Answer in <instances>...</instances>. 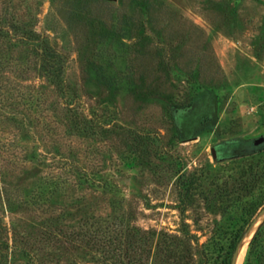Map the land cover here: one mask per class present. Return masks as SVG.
<instances>
[{
    "label": "rangeland",
    "instance_id": "374dc122",
    "mask_svg": "<svg viewBox=\"0 0 264 264\" xmlns=\"http://www.w3.org/2000/svg\"><path fill=\"white\" fill-rule=\"evenodd\" d=\"M0 24V264H71L64 234H48L110 211L111 194L89 172L109 175L130 223L155 233L144 264L158 235L180 234L183 220L198 243L225 226L228 200L209 183L221 171L229 179L233 161L253 152L247 143L264 136V0H0ZM30 30L65 57L77 91L69 106L38 50L19 40ZM185 106L179 134L172 115ZM73 108L93 124L110 119L113 133L75 128ZM147 133L158 137L148 154L133 136ZM178 166L204 181L193 193L213 198L197 194L184 219ZM84 245L77 263L98 262L99 248Z\"/></svg>",
    "mask_w": 264,
    "mask_h": 264
},
{
    "label": "trees",
    "instance_id": "16d2710c",
    "mask_svg": "<svg viewBox=\"0 0 264 264\" xmlns=\"http://www.w3.org/2000/svg\"><path fill=\"white\" fill-rule=\"evenodd\" d=\"M13 29L18 30L17 27ZM7 32L0 24V38H3ZM18 38L24 43L34 45L40 53V70L42 73L53 82L58 94L64 98L67 106L74 103L77 98V91L65 80L66 59L63 54L50 45L48 38H41L34 31L21 33ZM186 108L187 106L180 107L176 111L177 115H172L179 134H181L180 128L189 124V119L187 120L183 113L186 112ZM69 110L70 115H72L70 123H73L75 128H80L82 132L91 130V132L98 133L99 130H102L104 134L106 132L111 134L114 131L113 125H111L112 128L104 125L110 119L93 124L91 119L80 116L77 109ZM133 136L134 142L137 143L134 146L138 145V148L140 147V150L146 151L147 154L150 152V148L154 147L153 144L158 138L151 137L148 133L146 135L134 134ZM157 144L155 147L158 146ZM2 149L3 147H0L1 162L3 158ZM237 158L239 159L233 161L232 170L234 173L228 175L229 179H224L221 171L215 177L217 183L213 179L209 183L210 186H215L221 205L224 200H228L225 210L220 211L223 216L224 212L227 216L225 226L219 225L212 229V233L206 242L198 243V239L190 232L188 223L183 220V226L179 229L180 234L163 231L158 235L153 252V264H230L237 242L258 209L264 204V149H255L252 153ZM69 165L72 168L76 167L74 162L69 163ZM181 170L182 166H178L174 172L178 174L175 182L177 208L182 219H184L185 211L193 204L194 200H197V194H200L201 198L208 202L213 198L208 195L210 193L201 189L199 193H193V189L205 186L204 181L195 176L193 172L189 176L185 172L180 173ZM89 174L90 183L94 188L103 191V193L111 194L110 211L99 219L93 215L87 217L84 220L85 229L67 232L59 229L57 233L49 232L48 236L64 234L63 236L66 237V241L70 245L64 249L65 252H73L74 250L76 253L74 256L80 254V258L83 260H87L85 257L87 253L82 250L85 247L84 244L89 245L90 248L96 246L101 251V259H98V262H92L93 264H126V262L144 264L150 256L155 233H149L147 230L130 223L134 217L131 213L125 216V211L122 210L123 200H121L115 181L109 175L100 176L98 172H89ZM89 219L93 220L89 221ZM1 232L0 226V241H5ZM192 241H196L195 244H192ZM129 249L133 250L135 255L129 254ZM74 256L68 255L67 258L71 264H78ZM263 256L264 221L250 240L242 264H261Z\"/></svg>",
    "mask_w": 264,
    "mask_h": 264
},
{
    "label": "water",
    "instance_id": "95a60500",
    "mask_svg": "<svg viewBox=\"0 0 264 264\" xmlns=\"http://www.w3.org/2000/svg\"><path fill=\"white\" fill-rule=\"evenodd\" d=\"M253 143L255 145H258V144H261V143H264V136H259L255 139H253ZM211 152L213 154V156H215V150L214 148L212 147L211 148ZM261 221L257 224V226L255 227L249 241L247 242V246L250 242V240L252 239L254 233L256 232L257 228L259 227V225L264 221V205L258 210V212L256 213V215L254 216V218L252 219L251 223L249 224V226L247 227V229L244 231V233L242 234L241 238L239 239V241L237 242L236 246H235V249L232 253V256H231V260H230V264H238V260H239V256L241 254V251L243 249V246H244V243H245V240L247 239V237L249 236V234L251 233L253 227L255 226L256 222L260 219ZM246 246V248H247ZM246 251V250H245ZM245 254V253H244Z\"/></svg>",
    "mask_w": 264,
    "mask_h": 264
},
{
    "label": "flooded vegetation",
    "instance_id": "af4514ba",
    "mask_svg": "<svg viewBox=\"0 0 264 264\" xmlns=\"http://www.w3.org/2000/svg\"><path fill=\"white\" fill-rule=\"evenodd\" d=\"M247 146H248L247 149H252V150H254V149H258V148L264 146V143H261V144L255 145V144L253 143V140H251L249 143H247Z\"/></svg>",
    "mask_w": 264,
    "mask_h": 264
},
{
    "label": "bare ground",
    "instance_id": "6f19581e",
    "mask_svg": "<svg viewBox=\"0 0 264 264\" xmlns=\"http://www.w3.org/2000/svg\"><path fill=\"white\" fill-rule=\"evenodd\" d=\"M261 219L262 218H260L257 222H256V224H255V226L253 227V229H255V227L257 226V224L261 221ZM252 229V230H253ZM252 232V231H251ZM249 241V239H246L245 240V243H244V246H243V249H242V251L244 250V248H245V246L247 245V242ZM242 251H241V254H240V256H239V260H238V264H240V261H241V259H242Z\"/></svg>",
    "mask_w": 264,
    "mask_h": 264
},
{
    "label": "built area",
    "instance_id": "2783aa9c",
    "mask_svg": "<svg viewBox=\"0 0 264 264\" xmlns=\"http://www.w3.org/2000/svg\"><path fill=\"white\" fill-rule=\"evenodd\" d=\"M262 85L264 86V83Z\"/></svg>",
    "mask_w": 264,
    "mask_h": 264
}]
</instances>
